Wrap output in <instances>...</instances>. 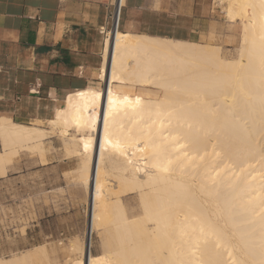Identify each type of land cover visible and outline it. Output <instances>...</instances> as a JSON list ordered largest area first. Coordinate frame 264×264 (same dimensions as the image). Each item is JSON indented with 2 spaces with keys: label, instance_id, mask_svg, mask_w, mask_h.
<instances>
[{
  "label": "bare ground",
  "instance_id": "obj_1",
  "mask_svg": "<svg viewBox=\"0 0 264 264\" xmlns=\"http://www.w3.org/2000/svg\"><path fill=\"white\" fill-rule=\"evenodd\" d=\"M226 2L240 25L235 60L211 44L118 31L102 50L101 91L69 95L47 122L76 144L91 222L104 232L106 254L74 245L73 264H264V0ZM47 131L1 116L0 170ZM131 193L136 215L121 200ZM38 251L0 264H29Z\"/></svg>",
  "mask_w": 264,
  "mask_h": 264
},
{
  "label": "crops",
  "instance_id": "obj_2",
  "mask_svg": "<svg viewBox=\"0 0 264 264\" xmlns=\"http://www.w3.org/2000/svg\"><path fill=\"white\" fill-rule=\"evenodd\" d=\"M111 3L0 0V117L20 124L52 121L69 95L101 91L99 30L108 24ZM213 5V0H126L119 33L197 43L217 25ZM119 89L132 95L140 90Z\"/></svg>",
  "mask_w": 264,
  "mask_h": 264
},
{
  "label": "rangeland",
  "instance_id": "obj_3",
  "mask_svg": "<svg viewBox=\"0 0 264 264\" xmlns=\"http://www.w3.org/2000/svg\"><path fill=\"white\" fill-rule=\"evenodd\" d=\"M213 2L217 25L212 26V33L206 39L197 43L217 46L222 57L235 60L240 45V25L230 24L224 15L226 0ZM210 35L215 39L212 36L209 39ZM47 122L24 124L52 133L47 131L41 147L33 151L22 149L10 157L4 172L0 170V260L38 247L39 255L29 264H73L80 257L74 245L82 249L89 234L90 256L106 254L104 232L95 229L91 222L88 205L91 193L86 190L81 175L79 178L81 161L76 144ZM69 130L70 136L85 134ZM121 200L127 212L137 214L135 193ZM89 210L91 229L88 227Z\"/></svg>",
  "mask_w": 264,
  "mask_h": 264
},
{
  "label": "built area",
  "instance_id": "obj_4",
  "mask_svg": "<svg viewBox=\"0 0 264 264\" xmlns=\"http://www.w3.org/2000/svg\"><path fill=\"white\" fill-rule=\"evenodd\" d=\"M126 0H112L111 8L108 13V19H107V26L104 28H101L99 30L100 35L103 37V47L105 44V40H112L113 37H115L116 33L120 31V24H121V16L122 11L125 6ZM102 59V55H101ZM90 234L85 237L83 246L84 248H87V251L91 252V238Z\"/></svg>",
  "mask_w": 264,
  "mask_h": 264
}]
</instances>
